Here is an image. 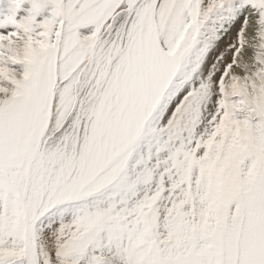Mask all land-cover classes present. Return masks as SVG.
I'll list each match as a JSON object with an SVG mask.
<instances>
[{"label": "snow or ice", "instance_id": "snow-or-ice-1", "mask_svg": "<svg viewBox=\"0 0 264 264\" xmlns=\"http://www.w3.org/2000/svg\"><path fill=\"white\" fill-rule=\"evenodd\" d=\"M0 264H264V0H0Z\"/></svg>", "mask_w": 264, "mask_h": 264}]
</instances>
